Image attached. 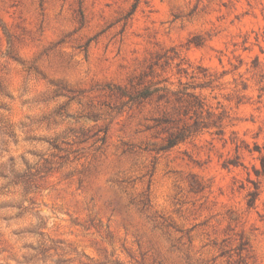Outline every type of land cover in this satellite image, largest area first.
Wrapping results in <instances>:
<instances>
[{
	"label": "rangeland",
	"instance_id": "rangeland-1",
	"mask_svg": "<svg viewBox=\"0 0 264 264\" xmlns=\"http://www.w3.org/2000/svg\"><path fill=\"white\" fill-rule=\"evenodd\" d=\"M0 264H264V0H0Z\"/></svg>",
	"mask_w": 264,
	"mask_h": 264
}]
</instances>
